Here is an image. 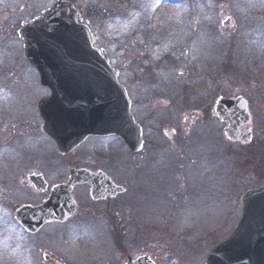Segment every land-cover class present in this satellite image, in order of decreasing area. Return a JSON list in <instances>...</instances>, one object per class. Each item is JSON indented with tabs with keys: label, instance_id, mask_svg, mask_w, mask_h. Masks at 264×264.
Listing matches in <instances>:
<instances>
[{
	"label": "rangeland",
	"instance_id": "1",
	"mask_svg": "<svg viewBox=\"0 0 264 264\" xmlns=\"http://www.w3.org/2000/svg\"><path fill=\"white\" fill-rule=\"evenodd\" d=\"M55 1L0 0V147L2 149L13 137L22 135L27 121L32 124L34 132H37L42 124L38 117L37 104L50 93L41 86L37 71L26 62L23 56V42L18 36V31L23 23L38 17L44 10L52 7ZM65 1L74 4L95 34L96 46L106 51L112 66L120 71V82L129 88L132 114L140 125L149 128L146 122L155 121L157 127L161 123L162 128L173 130L179 128V125L183 126L184 120L188 118L184 131L194 127V130L198 128L201 132L204 131L206 136L194 137L196 133H193L179 137L184 139L193 137V143H204L208 136L211 138V135H214L212 145L213 150H216L219 147L217 133H220L222 138L221 128L216 124L211 133L209 126L205 125L206 120L198 121L204 118L202 111L210 109L209 104L220 96L223 90L226 94L236 93L249 99L253 116L256 115L253 124L256 146L253 145L251 148L256 149L243 150L227 139L225 148L227 151L239 148L237 151L243 152L248 160L262 159L258 170L253 173L257 178L264 177V166L261 165L264 164V0H180L173 6H162L165 7L164 9L167 8L166 15L161 14L164 13L163 10L161 13L154 11L161 5V0ZM138 3L143 7L152 6L151 16H138V11H133ZM173 12L177 13L168 15ZM162 18L165 20H160ZM227 18L232 19L231 28L222 27V22ZM231 40L236 43L229 44ZM230 54L234 57L231 58ZM224 61L228 63L227 72L222 68ZM235 68L237 71L234 72ZM147 73H152L154 76L148 75L145 78ZM153 78L154 80L151 81ZM144 79L146 82L143 86L149 88L147 90L140 84ZM203 86V90H195L202 89ZM204 89L212 93H206ZM196 94L206 96L203 95L200 100H196L192 98ZM155 97L159 99L153 104L147 106L142 103L147 102L146 99L152 103ZM184 98H188V101H184ZM171 114L173 121L169 120ZM162 132L164 134V129ZM33 135V145L41 149L38 152L41 154H37L35 159L45 158L46 153L52 152L50 145L45 148L41 134ZM154 135L152 134L150 138ZM109 140V159H107L106 144L91 141L99 144L97 148L102 146L105 150L91 147L92 152L98 150V155L97 160L93 157L89 158L90 164L97 169L107 170L116 177H121L123 165L121 157L123 158L126 152L117 144L116 139ZM163 145H165L164 141H162ZM172 147H175V144L172 143ZM191 148L192 146L187 150L188 153ZM86 151H88L87 146L78 154ZM2 152L9 153V150L5 149ZM156 152L153 162H150L153 171L151 176L147 177L158 183L157 192L154 199H146L145 203L139 206L140 229L138 230L137 225H129L131 229L124 225L127 231H122L125 237V255L150 254L155 261L168 264L164 257L167 247L173 244L180 251L171 246V252H187L191 256L189 258L184 254L181 257L185 264H190L191 261L193 264H206L209 252L238 225L241 207H237L236 203L252 182L249 183L247 176L238 177L239 168L232 164L233 162L226 161L221 177L216 174L211 176L217 170L216 166L208 173L211 176L210 180L215 181V187L206 195L200 196L202 198L199 199L198 196L197 201L195 197L190 202L184 199L181 192V181H185L179 180L178 162L172 161L170 164L171 160L166 158L173 156L174 151L165 146ZM238 152L234 150L235 156L239 154ZM189 157L194 158L195 155L191 154ZM49 159L56 161L55 167L60 165V160L55 154L52 153ZM15 160L16 158L13 159L14 163ZM38 164L34 163L33 171ZM64 164L66 165V162ZM61 170L63 173V167ZM10 173L6 170L3 174L9 176ZM62 173H59L56 180L62 177ZM174 180L177 183H173ZM218 181L221 183L218 184ZM254 184H256L255 179ZM173 189L176 190L167 191ZM204 192L203 188L202 194ZM29 193L31 197L28 199L24 194L20 196L18 205L2 207L1 224H11L8 211L15 213L18 207H21L19 204L23 205L25 201L35 204L38 203L39 197H42L31 191ZM161 194L167 195L169 199H164ZM18 196L19 194L16 196L12 193L15 201ZM1 201L2 205L8 204L4 192ZM4 208L7 210L4 211ZM113 208L112 204L110 215L123 220L125 214L121 215L115 211L112 214ZM109 225L111 227L110 223ZM101 228V224L89 225L86 229L76 225L61 228L59 232L56 230L59 239H51L53 243L51 241L49 249H40L48 240L50 230H47L36 237L23 239L20 247L25 248L26 244L31 242L32 247L36 248L33 249L34 263L43 260L44 250L64 264H87L98 260L103 264L109 262L111 264V261L112 264H124L128 256L117 252L110 239L108 245V238L100 234ZM178 228L183 232H179ZM7 229L8 236L18 238L19 230L14 223ZM81 230L90 231L77 234ZM174 232L183 234L184 238L175 240ZM60 242L66 244L65 249ZM29 260L31 261L30 258ZM20 262L22 261L17 256L5 259L0 247V264ZM170 263L173 264L172 261Z\"/></svg>",
	"mask_w": 264,
	"mask_h": 264
},
{
	"label": "water",
	"instance_id": "2",
	"mask_svg": "<svg viewBox=\"0 0 264 264\" xmlns=\"http://www.w3.org/2000/svg\"><path fill=\"white\" fill-rule=\"evenodd\" d=\"M19 34L25 41L26 58L40 72L42 85L52 91L50 98L40 101L39 111L44 133L60 152L74 150L89 136L108 134L118 135L133 150L140 145L141 131L130 114L119 73L111 68L103 51L93 48L90 28L81 23L71 3L58 0L53 9ZM216 109L229 123L228 137L238 139L239 126L247 122L243 107L238 101L221 100ZM246 139L249 142L251 135ZM87 177L83 172L72 173V185ZM32 180L41 187L38 178ZM65 190L58 187L46 205L23 208L17 218L24 226L26 218H32L33 227H39L45 219L65 216L72 211L68 199H62ZM243 209L238 228L212 252L208 264H264V187L244 196ZM148 260L128 264H152Z\"/></svg>",
	"mask_w": 264,
	"mask_h": 264
},
{
	"label": "flooded vegetation",
	"instance_id": "3",
	"mask_svg": "<svg viewBox=\"0 0 264 264\" xmlns=\"http://www.w3.org/2000/svg\"><path fill=\"white\" fill-rule=\"evenodd\" d=\"M212 102L209 104V106L212 107ZM210 112V116H212V110L209 111ZM255 116L253 118V121L255 120ZM218 123L221 127V131L224 133L225 130V124L221 121L218 120ZM246 130L243 129V131ZM255 134V129L253 127V135ZM94 140H106L107 142V147H108V157L107 159H109V137L108 138H95V139H90L89 141H94ZM259 141V140H258ZM255 139H254V143L252 145H255ZM261 143V142H260ZM259 143V144H260ZM261 145V144H260ZM85 146V145H84ZM256 146V145H255ZM82 148V147H81ZM159 149V147L155 144V143H151V142H145L144 145V149L141 153L139 154H127V163H125V171L123 172V176L122 179L118 180L117 178H111L112 182L117 185L120 186L124 189V192L120 195H117L115 198L109 200V185L105 186L104 188H100L99 190H97L96 195H93L91 193V188L89 186H79L76 187L73 191V196L78 204V210L77 213L75 214V216L73 218H71L70 220H68L66 223L64 224H59L58 222L52 221L49 222L48 225H46L43 229H46L48 227H55L56 225H68L71 224L72 222L75 221H80V223L83 222H89V220H100V222H106L108 223V230H109V215H110V209H111V205L112 204H117L119 205V201L122 200V207H121V212L122 215L125 214V217L123 220H118L115 222H123L124 221V225H127V228H129V224H133V225H137L139 226V222H138V209L139 206L143 203H145L146 199L152 200L155 198L156 192H157V188H158V183L157 182H153L152 179L148 178L147 176L150 175L153 171L152 168H150V162H153V157L156 156L157 154V150ZM81 149H79L80 151ZM78 152H76L75 154H73L70 157H62L63 160L66 162L67 164V171L69 173V171L71 169H88L92 172H94L95 174L97 173H103L102 169H94L95 167L92 166L90 164V160L89 158L93 157L95 158L97 155V152H92L90 151L89 153L83 152L81 154H77ZM96 159V158H95ZM225 159V150L224 147L221 148L219 147V160L221 162H224ZM97 160V159H96ZM138 162V163H137ZM263 163V162H262ZM22 165H23V169H24V177L27 179V183L24 182V186L27 188V190L30 192H33L35 195H39L42 197H39L38 199V203L35 204H30L29 202L25 201L26 205H31V206H38L40 204H42L48 197H49V193H50V189L53 188L56 185L59 184H64L66 183L68 180L66 178V180L63 181L64 177H61L60 179H57L55 181H51L50 180V174H56V170H52V171H48L49 173H43L40 169H38L37 172L33 171V159L31 157H25L24 159H22ZM259 162L257 160V163L253 162L250 164L252 170L258 168ZM240 166L242 167V163L240 164ZM254 167V168H253ZM104 171V170H103ZM105 172L107 173V177L109 178V172L107 170H105ZM30 175H42L43 178L45 179V181L48 183V189L47 192L45 193H36L34 191L33 186L28 182V178ZM251 177H254V179L256 180V184H257V188L261 186V182H263V180L260 182L259 178H257V176L255 174H252ZM253 179V181H254ZM121 181V182H119ZM1 182H2V174H1V170H0V211L2 208V201H1V195H2V187H1ZM23 182V181H22ZM6 183H11L15 186H18V180H12V179H7ZM254 187V188H256ZM12 192V191H11ZM28 197H31V193H27L26 199H28ZM139 198V199H137ZM19 201H17L16 205H18ZM137 203H138V207H137ZM24 204V203H23ZM22 205V204H19ZM118 213L119 210H116V208H113V211H111V213L113 214V212ZM1 214V212H0ZM13 220H14V216ZM112 217V216H111ZM1 216H0V220H1ZM80 219V220H79ZM117 224V223H116ZM109 235V233H108ZM48 248V245L47 247ZM44 254H42V259L44 261V263L42 264H62L60 262V260L56 259L53 255H48V253H46L43 250ZM47 252H49L47 250ZM130 257H128L129 259Z\"/></svg>",
	"mask_w": 264,
	"mask_h": 264
}]
</instances>
